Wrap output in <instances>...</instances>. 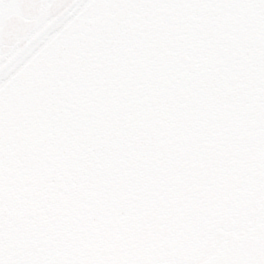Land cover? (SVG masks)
Returning <instances> with one entry per match:
<instances>
[{"label": "flooded vegetation", "instance_id": "obj_1", "mask_svg": "<svg viewBox=\"0 0 264 264\" xmlns=\"http://www.w3.org/2000/svg\"><path fill=\"white\" fill-rule=\"evenodd\" d=\"M193 16L189 21L167 24L138 51L135 77L152 79L153 93L161 98L156 94L154 100H146L148 108L145 105L142 110L140 105L149 95L137 101L135 94L130 109L135 107V114L141 111V121L134 116L126 121L120 111L114 127L103 134L113 138L118 157H105L112 167L102 165V187L128 194L122 198L131 197L135 206L138 194L166 192L161 209H149L138 217L129 203L126 215L107 214L104 225L113 233L104 242L102 228L96 227L98 217H104V200L90 192L88 182L80 189L77 180L70 181L41 150L34 155L32 183L21 187L16 199L0 208V264H83L84 257L95 258L100 264H195L204 260L195 255L203 247L221 249L264 224V41L256 43L251 35L263 36L264 14L256 22L246 20L244 24L223 17L210 23L214 30L211 39L227 44L238 31L239 42L247 41L233 47L244 46L245 51L231 47L232 57L234 53L237 56L224 63L218 55L211 57L210 47V60L204 61L208 53L193 35L202 25L199 17ZM248 51L250 54L241 59ZM202 55L204 59L199 58ZM260 63L257 79L247 77L255 74L251 68ZM230 71L242 72L243 77L238 75L242 84L226 92L228 101L222 113L216 97L220 91L224 93L222 82L230 87V80L235 81L236 76L221 80ZM203 82H209V87L203 89ZM237 97L244 101L252 98L254 103L246 108ZM200 98H208L209 107L216 110L210 114L209 127L214 131L208 136L202 160L190 154L196 141L189 137L185 141L184 134V114L198 112ZM253 107L255 115L250 112ZM192 126L197 129L200 124ZM211 188L215 191L210 195ZM173 192L176 195L170 196ZM187 193L193 195L185 197ZM164 206H169L170 212ZM204 216L212 227L204 223ZM129 228L128 238L134 245L120 244L121 231ZM211 230L221 236L219 246L199 237H208Z\"/></svg>", "mask_w": 264, "mask_h": 264}, {"label": "rangeland", "instance_id": "obj_2", "mask_svg": "<svg viewBox=\"0 0 264 264\" xmlns=\"http://www.w3.org/2000/svg\"><path fill=\"white\" fill-rule=\"evenodd\" d=\"M147 2L148 0L137 2L138 7H136L135 9L137 11L131 8L132 11H135L132 15L133 18L129 17L130 15L128 16L129 19L126 16L125 17L122 16L119 24L112 29V35L116 34L117 37L120 38L121 40L124 38H128V37L132 39L131 43H127L131 45V48H129L127 52L125 51L123 52L121 49H118V53L115 52V58L117 57L118 59L122 60L120 66H124V69H122L123 71L121 72L113 71L108 74L106 72L107 69L105 68V66L108 65V62L102 64L105 70L100 68L101 66L99 65L101 64L97 66L98 71L100 72L102 71L103 74H107L108 78L112 77L113 74L115 75V73H117L120 78L119 83L114 85V87H112L109 84L111 88L109 85H103V87L100 89V92L98 93L99 99L97 100V102L94 103V106L91 107V104L90 105L85 104V106L84 104L83 105L80 104L81 105L80 110L78 109L77 111H72L71 113L68 112V115H70L71 118L72 117L75 118L74 122L76 123L74 125H71L73 126V128L71 130V135H72L71 138L68 137L69 139L68 155L69 156L72 155L71 152H69L71 150H75L73 153L77 154V151H80L81 149L80 147H83L81 146L82 144H80L81 134L79 133L80 131L83 132V134H85L84 136L86 137L85 140L87 142L86 148L89 149V151L87 150L88 157H86L87 158L86 170L87 172H90L93 175V178L88 183L90 184V187H91L90 192H92V194L99 196L101 199L104 200V205L106 209V210L103 209L104 217L102 214L100 217H98L99 218L98 223L96 222L97 223L96 227L102 228V230H100V236L102 237L101 239L104 242H107L108 240H110L111 236L109 237V239L107 237L109 234L112 235L113 233L112 229L109 230L107 229L108 227L104 225V223L107 224L106 217L109 215V213L111 214L114 212L117 215H121V213H123L126 215L127 207L130 203V206L135 208V213L138 212L139 213L138 217H140V215H142L144 212H147V210L149 209H151L153 212L159 211L161 209L160 208L161 204L164 203L163 201L164 197L166 196L164 195V193L166 192L164 193L149 192L146 194H138L136 197L137 205L135 206L134 201L130 200L131 197L122 198V197L127 196L128 194L124 192L121 193L118 191H116L117 193H114V188L112 191H110L109 189L105 190L102 187V183L104 180L103 181L102 179L100 180V177H102L101 173L103 170L102 165L105 166L106 169L108 167L110 168L112 167L111 164H109V162H106L107 159L105 157H109V158L118 157V154H117L118 152L114 150L116 148V144L114 143L113 138H111L110 136L107 137V135H103V134L109 132L112 129V127H114L115 125L114 123L120 111L124 115V119L126 121L133 120L132 119L133 116L136 117L138 121H141V117L143 116L142 114L139 113L141 111H136V114H135L133 110V108L135 107H132L130 109V104L133 102V98L137 96V101H139V100H143L146 95H149L145 100L142 101L140 105L143 110L144 106L146 105L145 101L149 99L154 100V95L157 94L155 92L153 93L154 88H153V84L151 83L152 79L148 78V80L143 81L141 76L135 77L137 73L136 71H138L137 70L138 59L137 60L135 59L136 52L139 51L138 49L140 50L141 48L143 49L144 45H146L147 42L153 41L152 38L155 35V30L151 29V27L153 26L148 25L149 23L148 20L150 18H153L152 14L154 13V11H157V9H159L160 7L161 9L166 10L165 15L163 16V19L160 20L154 16V19L156 18L155 20H158L161 22L163 21L167 22L169 20L168 17L176 13L175 16L179 20V22L180 21L185 22V21H189V19L191 18L190 17L188 18V16L186 17L184 12L187 8L191 7V9H193L195 12V14H193L194 16L192 17V19L199 17L200 24L202 25L201 28H197L195 31H193L194 32L193 35L198 37L197 42L200 41L198 43L201 47V50L203 52L207 51L208 53L207 55H205L204 61L208 62V60H210V55H209L210 52H209V49H207L208 47H210L213 51V54L211 55V57H217L218 55V58L221 60L222 63H224L223 61L226 62L227 60L230 61L231 59H235V57L237 56V53H234L235 56L232 57L231 52H230L231 47L233 48L235 44H236L235 46H238L237 45L238 43L246 44L247 41L239 42L240 39L237 37V35H239L238 31H235L236 33H234V39L232 40V42L227 43V44L226 43L224 44L223 42L220 43L218 39H213V38L211 39L209 38V36L212 35L214 30H213V27H211L212 24L210 23H212V21L215 18L223 17V19L228 20V22H235L239 24L242 21V23L244 24L246 20H254V22H256L257 17L261 18V15L264 14V8H263L264 0H156L151 9H148V7H145ZM158 4L160 7L158 6ZM260 20L261 19H259V21ZM261 24L263 25L262 27L264 29V18H262ZM255 28L253 27L252 29L254 30ZM143 29L146 30L144 36L142 32L140 33V35L141 37L142 36L143 37L142 38L138 37V39H135V36L138 35V33L141 32ZM257 29L260 30L259 27H257ZM251 35L253 36V39L256 41V43H260L264 41V34L263 36H261L260 34L252 33ZM101 37L99 41L97 42V45L94 46V48L89 47L90 49H87L89 50V57L93 53H97L101 45L108 44L110 38L107 39V37L103 36L101 39ZM235 49L239 51H242L244 49L245 51L244 46H243V49L238 48V47L233 48V50ZM249 54L250 53L248 51V53L243 54V56H240V58L244 60L246 56ZM138 56H139V53H138ZM81 57L75 58L74 66H72L73 68L76 65L82 66L85 68V64H81V65L79 64L81 62H87V60L91 59V57L90 58L88 57L89 59L86 57L84 58H81ZM192 58H196V55H194ZM199 58L204 59V56L202 55ZM261 64L262 63L256 64L257 66L255 65L253 68H251V70L254 71L253 73L255 74L249 73L247 77L249 78L251 77L252 79H257V77L255 78V75L257 74L258 71H260L262 67L260 66ZM144 72L146 73L145 70ZM241 73L242 72L234 73L230 71L227 74L225 72V78L221 80L223 81L229 80V79L234 78L235 76L236 78H234L235 81L230 80V87L229 85H227V83L222 82L224 85H222L220 89H224V93L220 91L219 89L220 93H218L216 97V101L218 102L217 105L218 107H221L222 109L216 108L217 111L219 109H221L220 111L222 113L226 111L225 104L228 101V98L225 96L226 92L230 93L231 91L235 90L237 87H239V85L242 84L241 83L242 80L240 79V76H238ZM142 76H143V71H142ZM241 76L243 77V74H241ZM135 78L138 79V81L141 84V87L143 84L145 85L143 89L141 87L140 88L136 87L137 80L133 82ZM204 82L202 84L203 89L209 87L208 86L209 82H206L205 84ZM75 83H77V81H75L74 83L71 82L70 85H73ZM134 86L135 88L132 89ZM203 89L201 92L202 97L205 95V90ZM157 95L160 98L162 96L160 94H157ZM119 96L121 98V107H119V110H116L114 107L116 103L115 98L117 97L119 98ZM190 98H193V95H190ZM236 99H237V102L238 101L244 102L243 105L247 106L246 108H248L251 104L254 103L253 102L254 100L252 98H248L246 99V101L241 100L238 97ZM200 101H201L200 109L198 112L189 111L188 113L184 114L185 119H186L185 123L187 125L185 127L187 129L184 131V134H185V139H186L185 141L188 140L187 137L191 138L193 142L196 141L195 144L192 146L193 148L190 154L191 155L194 154L195 157H201L200 160H202L203 155H204V154L202 155L203 153L202 151H205L206 147H208V145H206V143H209L208 136L210 135L211 137L210 133H213L214 131L213 130L211 132L210 127H209L210 126L209 121L211 119L210 114L212 113V111H216V110L215 108L209 107L210 100L208 98H200ZM146 108H148V106ZM250 112H254V115H255L256 114L255 108L253 107V109ZM192 123H195V124L199 123L200 126L198 128L196 127L197 129H195V127L192 126ZM117 128L121 129V126L119 125V127ZM23 129L21 127V124L17 123L16 126L13 128L11 127L10 130H7V127L5 129L0 130V204H1L0 208H2L4 204L9 202V200L10 201L15 200L18 194L22 192L21 187L27 186L26 185L27 183L23 179V174H21L22 167L20 169L19 167L20 165L18 164V162L24 158L19 153L20 151H22V148L20 149L21 147L20 144H23L24 138H25V134L22 133ZM103 136H105L108 140H106ZM74 141H77L78 146L74 144ZM53 147L54 149L57 148L55 145ZM105 148H106V151L102 153ZM61 150L64 151V149H61ZM60 154L61 152L58 151L56 154L57 159L61 157ZM64 157H66V155ZM104 161L106 163H104ZM58 162L60 163V165L63 166L60 160ZM202 183L204 186H207L204 183L203 177H202ZM214 191L215 190L211 188L209 189L208 193H210L211 195ZM169 194L170 196L176 195L175 192H173L172 195L171 193ZM190 195H193V194L187 193L185 197L190 196ZM156 203L159 205L158 206L155 205ZM164 207L165 209L169 210L168 209L169 206L168 207L164 206ZM204 217H206V220L204 223L208 224L209 220L207 216H204ZM141 218L143 219L144 217H141ZM100 222L103 225H101ZM208 225L211 226L210 223ZM130 230L131 228H129L128 231H121L120 244H123L126 246L134 245L132 241H130V239L128 238L129 235L131 234ZM125 232H128V233H125ZM124 234H127V236ZM199 237L201 238L202 241H205V242L209 240H213L214 244H216L217 246H219V240H221V236L216 235V233H213L212 230L208 233V237L204 238L203 234H201ZM219 247H214L209 250L206 247H203L204 249H201L198 252H195V255L197 257H200L201 259H207L212 253H214L217 249H219ZM94 253H92L93 256H94ZM81 260L83 264H88V263L89 264L90 263L100 264L95 258L87 259L86 257H84Z\"/></svg>", "mask_w": 264, "mask_h": 264}, {"label": "bare ground", "instance_id": "obj_3", "mask_svg": "<svg viewBox=\"0 0 264 264\" xmlns=\"http://www.w3.org/2000/svg\"><path fill=\"white\" fill-rule=\"evenodd\" d=\"M140 1L143 0H91L0 88V130L6 127L10 130L17 123L21 124L22 129L24 128L22 133L25 134V138L23 144H20L22 151L19 153L25 158L18 164L20 169L22 167L21 174L28 185L33 178L34 155H39L43 150L44 155L54 163L56 162L53 159L60 151L61 157L58 159L63 166L62 168L58 166L64 175L68 174L70 181L77 180L80 189L85 187L89 176L86 170L89 149L86 148L85 134L80 131V144L83 147H80L77 154L73 153L75 150H71L69 152L72 155H68V137L71 138L73 128L71 125L76 124L75 118H71L68 112L80 110V104L94 106L103 85L110 84L114 87L119 83L120 78L117 73L108 78L107 74L98 71L97 66L101 64L100 68L104 70L106 68L108 74L113 71H123L124 66H120L122 60L115 58V52L118 53V49L127 52L131 48L127 43H131L132 39L128 37L121 40L116 34L112 35V29L119 24L122 16L132 17L137 11L135 10L138 7L137 2ZM155 1L148 0L145 7L151 9ZM190 9L191 7L185 10L186 17L190 14ZM165 11L161 7L154 11L153 18L148 20L149 23L147 22L148 25L153 26L152 30L160 32L166 26L168 22L155 20L163 19ZM171 18H169L170 22L179 23L176 16ZM145 31L143 29L139 32L135 39L142 38ZM101 36L110 38L108 44L101 45L98 52L90 56V60L79 64H85V68L77 65L73 68L75 58L81 56L88 58L87 49L94 48ZM107 62L108 65L104 68L102 64ZM75 81L77 83L70 85ZM115 101V106L117 104L116 108H118L121 102L120 96L115 98ZM74 144L78 146L77 141H74ZM54 145L57 148L54 149Z\"/></svg>", "mask_w": 264, "mask_h": 264}, {"label": "water", "instance_id": "obj_4", "mask_svg": "<svg viewBox=\"0 0 264 264\" xmlns=\"http://www.w3.org/2000/svg\"><path fill=\"white\" fill-rule=\"evenodd\" d=\"M86 1L0 0V86L36 47L91 0ZM260 229L259 234L251 232L235 240L202 264H264V226ZM242 240V246L238 245Z\"/></svg>", "mask_w": 264, "mask_h": 264}]
</instances>
